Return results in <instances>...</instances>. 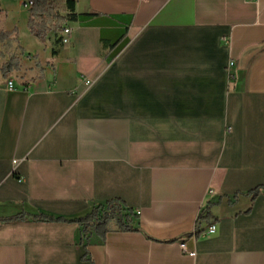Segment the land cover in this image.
Listing matches in <instances>:
<instances>
[{
    "label": "crops",
    "instance_id": "crops-1",
    "mask_svg": "<svg viewBox=\"0 0 264 264\" xmlns=\"http://www.w3.org/2000/svg\"><path fill=\"white\" fill-rule=\"evenodd\" d=\"M76 12L69 43L41 41L26 1L0 0L22 61L0 70V264H86L77 223L2 220L75 219L112 198L140 230L94 234V264H264V191L250 193L264 184V0Z\"/></svg>",
    "mask_w": 264,
    "mask_h": 264
},
{
    "label": "trees",
    "instance_id": "trees-1",
    "mask_svg": "<svg viewBox=\"0 0 264 264\" xmlns=\"http://www.w3.org/2000/svg\"><path fill=\"white\" fill-rule=\"evenodd\" d=\"M32 2L29 7V17L27 27L30 33L41 41H45L49 34L55 33L57 40L61 41L60 32L69 25V23L78 19L76 12V0H25ZM19 30L0 31V45L6 44L7 47L18 42ZM23 49L21 48V53ZM21 68V60L18 54L12 53L9 58L1 66V74L4 78L10 76L14 71ZM264 191V184L257 186L250 193L258 195ZM137 214L129 207L121 198H112L105 202L95 204L91 211L79 218L66 219L62 217H54L46 214L26 216L19 214L17 216L3 219V222H19V221H36V222H53L65 221L77 223L83 233V241L85 254L82 258L86 264H94L88 250L90 238L96 234L101 239H104L107 232L113 228L117 230H136L140 228L136 223ZM201 219L210 222V215L201 216L197 220V224ZM114 226V227H113Z\"/></svg>",
    "mask_w": 264,
    "mask_h": 264
},
{
    "label": "built area",
    "instance_id": "built-area-1",
    "mask_svg": "<svg viewBox=\"0 0 264 264\" xmlns=\"http://www.w3.org/2000/svg\"><path fill=\"white\" fill-rule=\"evenodd\" d=\"M27 6H31L32 2L30 1H26ZM70 33H71V28L66 26L61 32H60V37H61V42L63 44H67L70 41ZM236 65V62L234 59H230L229 63H228V69H232L234 66ZM87 83L90 84L91 81L87 80ZM7 86L9 88H15V83L12 79H9L7 81ZM17 160H14V163H16ZM138 214L140 213L139 211L137 212ZM216 231V225L215 224H210L203 232V235H210L215 233ZM181 246L183 247V249H185V243H181Z\"/></svg>",
    "mask_w": 264,
    "mask_h": 264
},
{
    "label": "rangeland",
    "instance_id": "rangeland-1",
    "mask_svg": "<svg viewBox=\"0 0 264 264\" xmlns=\"http://www.w3.org/2000/svg\"><path fill=\"white\" fill-rule=\"evenodd\" d=\"M17 43V42H16ZM15 44V43H14ZM14 44L12 45V47H7V45L6 44H1L0 45V57H5V61L9 58V56L12 54V53H14V54H17V53H15V52H12V51H10L13 47H14ZM19 57H20V55H19ZM20 60H21V58H20ZM4 61V62H5ZM3 62V63H4ZM2 63V64H3ZM21 68H22V61H21ZM21 68H20V70H21ZM19 71V70H18ZM15 72H17V71H14V72H12L11 74H10V76L13 74V73H15ZM9 76V77H10ZM8 78V77H7Z\"/></svg>",
    "mask_w": 264,
    "mask_h": 264
}]
</instances>
